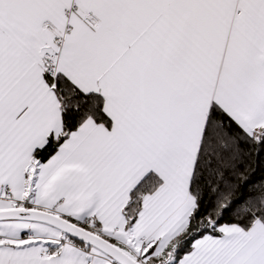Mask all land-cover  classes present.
I'll list each match as a JSON object with an SVG mask.
<instances>
[{
    "label": "snow or ice",
    "instance_id": "snow-or-ice-1",
    "mask_svg": "<svg viewBox=\"0 0 264 264\" xmlns=\"http://www.w3.org/2000/svg\"><path fill=\"white\" fill-rule=\"evenodd\" d=\"M0 264H264V0H0Z\"/></svg>",
    "mask_w": 264,
    "mask_h": 264
}]
</instances>
